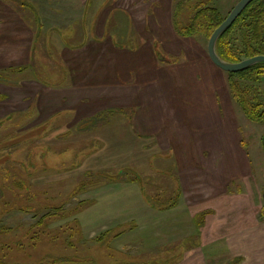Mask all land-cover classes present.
Instances as JSON below:
<instances>
[{"label":"crops","instance_id":"crops-1","mask_svg":"<svg viewBox=\"0 0 264 264\" xmlns=\"http://www.w3.org/2000/svg\"><path fill=\"white\" fill-rule=\"evenodd\" d=\"M173 19L174 0H0V113L59 118L63 131L89 122L82 135L103 131L117 168L148 156L171 159L175 205L148 209L159 218L152 232L161 250L147 255L155 264H212L211 257L264 264V184L252 217L226 239L195 229L196 206L216 215L249 196L253 160L243 148L246 117L225 75L209 60L204 38L179 37ZM162 50L173 58L162 61ZM39 61L58 68L57 83L28 75ZM3 72L26 78L7 86ZM196 233L201 245L180 244Z\"/></svg>","mask_w":264,"mask_h":264},{"label":"rangeland","instance_id":"rangeland-1","mask_svg":"<svg viewBox=\"0 0 264 264\" xmlns=\"http://www.w3.org/2000/svg\"><path fill=\"white\" fill-rule=\"evenodd\" d=\"M238 1L174 0V8L182 2L186 4L184 8L210 2L227 16ZM179 21L184 24L187 18L182 16ZM203 42L207 45L208 40L204 38ZM160 53L165 60L173 58L163 50ZM50 59L55 63L53 57ZM50 67L40 62L28 75L48 85L55 84L58 68L52 71ZM24 75L3 72L1 80L12 86L26 78ZM241 84L264 108V76L258 83ZM216 95L222 99L221 86ZM1 113L0 264H155L147 255L161 250L155 248L152 232L159 218L149 210L175 205L177 185L171 159L148 156L140 163L117 168L114 161L119 160L114 158L116 154L112 157L107 153L103 131L82 135L89 122L80 123L78 130L71 126L69 131H63L59 118L39 122L27 119L19 109ZM244 120L243 148L247 146L253 160L248 181L251 191L246 198L220 207L216 215L203 211V206L194 208L198 212L195 229L205 232L208 238L224 240L243 227L252 217L257 188L264 184V123ZM102 122L97 120L95 124ZM131 180L135 181L133 185H122ZM230 188L233 191L235 184L231 183ZM259 199L262 201L263 196ZM203 241L196 233L180 244L201 245ZM137 251L145 256L134 258ZM212 258V264H226L225 259Z\"/></svg>","mask_w":264,"mask_h":264},{"label":"trees","instance_id":"trees-1","mask_svg":"<svg viewBox=\"0 0 264 264\" xmlns=\"http://www.w3.org/2000/svg\"><path fill=\"white\" fill-rule=\"evenodd\" d=\"M209 3L199 2L192 8L188 5V8H184L186 4L183 2L182 5L175 6L173 23L179 37H202L206 40L210 38L226 16ZM182 16L187 18L184 24L179 21ZM216 53L228 63L264 56V0H253L236 21L221 34L216 42ZM225 74L230 97L239 106L243 115L253 123H264V108L250 95L249 89L241 84V82L258 83L264 76V63L237 73L225 72ZM261 145L264 152V136ZM262 215L264 217V212ZM238 261L233 259L226 264H236Z\"/></svg>","mask_w":264,"mask_h":264},{"label":"water","instance_id":"water-1","mask_svg":"<svg viewBox=\"0 0 264 264\" xmlns=\"http://www.w3.org/2000/svg\"><path fill=\"white\" fill-rule=\"evenodd\" d=\"M253 0H239L223 22L213 31L207 42V54L211 63L226 73H237L259 63H264V56H255L238 63H228L222 60L216 53V42L221 34L227 30L246 9Z\"/></svg>","mask_w":264,"mask_h":264}]
</instances>
